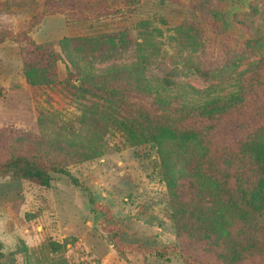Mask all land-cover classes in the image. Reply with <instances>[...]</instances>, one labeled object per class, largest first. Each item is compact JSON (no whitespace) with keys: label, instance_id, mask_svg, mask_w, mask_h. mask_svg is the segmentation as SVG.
<instances>
[{"label":"trees","instance_id":"obj_1","mask_svg":"<svg viewBox=\"0 0 264 264\" xmlns=\"http://www.w3.org/2000/svg\"><path fill=\"white\" fill-rule=\"evenodd\" d=\"M163 1L187 10L203 40L201 46H208L227 67L234 64L230 51L251 53L263 46V35L249 22L233 19L227 25L226 0ZM128 9L129 3L121 0H45L26 30H0V44L24 43L22 70L33 90L62 84L58 64L64 55L65 84L82 112L80 121L88 127L93 121L101 125L103 132L119 139L118 149L140 144L157 149L156 167L170 193L166 211L175 227V243L154 247L126 241L110 209L89 199L92 212L103 214L101 230L120 259L130 255L168 259L178 254L183 264H264V60L239 74L237 90L188 103L181 96L163 95L137 64L102 73L77 64L72 44L77 40L81 48L92 49L100 42L98 37H65L61 53L30 36L50 15L91 24L123 19ZM96 157L92 149L70 151L58 140L0 127V179L50 188L55 175H64L79 186L70 168ZM65 246L50 241L45 254L19 240L5 252L0 241V264H18V258L23 264H67L47 259Z\"/></svg>","mask_w":264,"mask_h":264},{"label":"rangeland","instance_id":"obj_2","mask_svg":"<svg viewBox=\"0 0 264 264\" xmlns=\"http://www.w3.org/2000/svg\"><path fill=\"white\" fill-rule=\"evenodd\" d=\"M44 1L0 0V30H26ZM121 1L129 3L123 19L85 24L54 14L30 36L38 43H51L61 53L60 42L65 37H98L100 42L92 49L81 48L77 40L72 44L77 64L96 73L137 64L163 95L181 96L188 103L237 90L239 74L264 60L263 43L256 52L230 51L234 64L227 67L208 46H201V35L183 6L163 0ZM224 8L227 25H232L233 19H243L264 37V0H226ZM23 45L11 41L0 44V127L13 126L58 140L70 151L92 149L98 157L70 168L79 186L64 175H55L50 188L0 179V241L4 251H12L23 240L30 249L47 254L48 243L56 241L66 244L58 255H47L57 263L183 264L178 254L168 259L130 255L127 260L116 255L101 230L103 214L92 212L90 197L110 209L113 221L123 227L126 241L154 247L175 243V227L166 211L170 193L156 167L157 149L151 144L118 149L119 139L103 132L101 125L93 121L88 127L80 121L82 112L65 84L68 61L64 55L58 64L62 84L33 90L23 75ZM18 259V264H23Z\"/></svg>","mask_w":264,"mask_h":264}]
</instances>
